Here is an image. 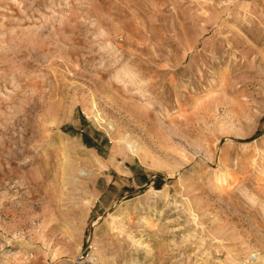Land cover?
I'll return each instance as SVG.
<instances>
[{"label": "rangeland", "instance_id": "374dc122", "mask_svg": "<svg viewBox=\"0 0 264 264\" xmlns=\"http://www.w3.org/2000/svg\"><path fill=\"white\" fill-rule=\"evenodd\" d=\"M0 264H264V0H0Z\"/></svg>", "mask_w": 264, "mask_h": 264}, {"label": "bare ground", "instance_id": "6f19581e", "mask_svg": "<svg viewBox=\"0 0 264 264\" xmlns=\"http://www.w3.org/2000/svg\"><path fill=\"white\" fill-rule=\"evenodd\" d=\"M48 142V141H47Z\"/></svg>", "mask_w": 264, "mask_h": 264}]
</instances>
